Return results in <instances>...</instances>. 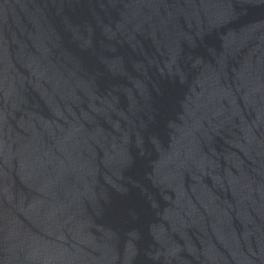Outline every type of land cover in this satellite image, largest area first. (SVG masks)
Segmentation results:
<instances>
[{"label":"water","instance_id":"obj_1","mask_svg":"<svg viewBox=\"0 0 264 264\" xmlns=\"http://www.w3.org/2000/svg\"><path fill=\"white\" fill-rule=\"evenodd\" d=\"M0 264H264V0H0Z\"/></svg>","mask_w":264,"mask_h":264}]
</instances>
